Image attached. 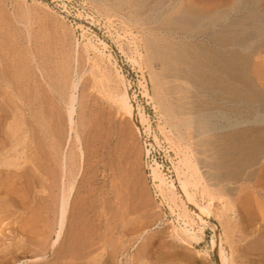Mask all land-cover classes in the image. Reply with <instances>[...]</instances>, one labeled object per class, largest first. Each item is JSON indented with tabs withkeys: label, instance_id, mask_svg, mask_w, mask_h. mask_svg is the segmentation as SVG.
Returning <instances> with one entry per match:
<instances>
[{
	"label": "rangeland",
	"instance_id": "1",
	"mask_svg": "<svg viewBox=\"0 0 264 264\" xmlns=\"http://www.w3.org/2000/svg\"><path fill=\"white\" fill-rule=\"evenodd\" d=\"M140 1L0 0V264H221L210 227L196 241L177 237L178 216L152 176L157 161L175 179L173 165L184 167V154L215 193L212 220L233 264H264V183L216 176L209 136L178 127L196 106L194 89L170 76L160 59L150 60L153 35L159 43L170 37L158 31L153 13L143 14ZM89 38L101 49V41L108 44L160 145L144 142L118 108L116 66L86 51ZM163 97L172 100L171 115L156 108ZM179 102L188 107L175 109ZM192 189L206 203L202 185ZM63 193L69 205L58 239Z\"/></svg>",
	"mask_w": 264,
	"mask_h": 264
},
{
	"label": "bare ground",
	"instance_id": "2",
	"mask_svg": "<svg viewBox=\"0 0 264 264\" xmlns=\"http://www.w3.org/2000/svg\"><path fill=\"white\" fill-rule=\"evenodd\" d=\"M138 4L146 8L144 15L154 14L153 23H158V31L170 37L168 42L159 43L160 39L153 35V39L148 42L150 60L153 62L155 58L160 59L169 75L180 76L183 80L186 78L194 89L196 106L189 111L190 117L185 114L187 117L182 118L183 122L178 127L193 128L199 138L209 136L204 142L213 160V167L219 170L216 176L251 185L255 181L264 183V0H144ZM87 41L84 45L87 52L93 50L116 66L112 61V54L106 53L109 46L105 41L100 42L103 49L92 39ZM131 60L137 62L134 58ZM100 62L98 59L94 60L98 67ZM115 69L123 88L114 95L118 108L128 116L144 142L151 140L153 144L160 145L157 135H154V139L150 137L153 124L137 102L133 85L117 66ZM3 77L0 70V83ZM77 88L78 82H75L74 89ZM170 89L171 92H179L173 86ZM70 100L69 117L70 123H73L76 92L71 95ZM158 100L159 105L156 108L160 107L163 112L171 115L174 111L170 106L172 100L166 97ZM184 105L186 104L179 102L175 104V109ZM199 106L202 108H198ZM2 109L0 108L1 111ZM175 111L178 114L180 110ZM3 122V116L0 115V129ZM190 158L184 154V158L180 160L184 166L182 168L173 165L175 179L167 177L159 162L155 161L151 167L152 176L159 182L157 187L169 209L178 216L177 222L180 225L174 224L173 231L182 241H196L199 232L206 226L210 227L215 232L212 243L221 264H233L232 257H229L225 248L226 240L212 220L211 205L215 193L205 176L200 173L198 164ZM203 180L205 184L202 183ZM199 185H202L203 195L208 196L204 204L198 201L196 191L192 189ZM68 205L69 198L63 193L59 204L61 230L59 229L58 239L65 226ZM216 217L220 218L219 215ZM196 225L199 226L198 231L194 230ZM224 230L225 234L229 233L228 229Z\"/></svg>",
	"mask_w": 264,
	"mask_h": 264
}]
</instances>
